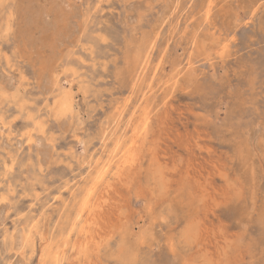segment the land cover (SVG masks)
<instances>
[{"label":"rangeland","instance_id":"374dc122","mask_svg":"<svg viewBox=\"0 0 264 264\" xmlns=\"http://www.w3.org/2000/svg\"><path fill=\"white\" fill-rule=\"evenodd\" d=\"M0 264H264V0H0Z\"/></svg>","mask_w":264,"mask_h":264},{"label":"bare ground","instance_id":"6f19581e","mask_svg":"<svg viewBox=\"0 0 264 264\" xmlns=\"http://www.w3.org/2000/svg\"><path fill=\"white\" fill-rule=\"evenodd\" d=\"M61 104V105H60ZM68 104V101L67 100H63V97L59 100V105L62 106V107H66ZM118 106V105H117ZM121 111V110H120ZM117 113V112H116Z\"/></svg>","mask_w":264,"mask_h":264}]
</instances>
